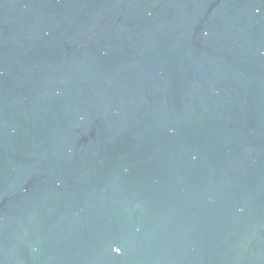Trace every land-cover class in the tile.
<instances>
[{
    "label": "water",
    "instance_id": "water-1",
    "mask_svg": "<svg viewBox=\"0 0 264 264\" xmlns=\"http://www.w3.org/2000/svg\"><path fill=\"white\" fill-rule=\"evenodd\" d=\"M0 264H264V0H0Z\"/></svg>",
    "mask_w": 264,
    "mask_h": 264
}]
</instances>
